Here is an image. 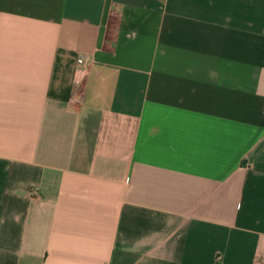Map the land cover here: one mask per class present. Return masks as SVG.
<instances>
[{"label": "crops", "instance_id": "crops-1", "mask_svg": "<svg viewBox=\"0 0 264 264\" xmlns=\"http://www.w3.org/2000/svg\"><path fill=\"white\" fill-rule=\"evenodd\" d=\"M263 257L264 0H0V264Z\"/></svg>", "mask_w": 264, "mask_h": 264}, {"label": "built area", "instance_id": "built-area-1", "mask_svg": "<svg viewBox=\"0 0 264 264\" xmlns=\"http://www.w3.org/2000/svg\"><path fill=\"white\" fill-rule=\"evenodd\" d=\"M79 62L82 63L83 62V59H80ZM260 263L261 264H264V257L260 260Z\"/></svg>", "mask_w": 264, "mask_h": 264}]
</instances>
